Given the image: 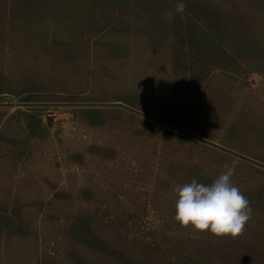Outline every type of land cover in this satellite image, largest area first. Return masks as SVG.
Wrapping results in <instances>:
<instances>
[{"label":"rangeland","instance_id":"1","mask_svg":"<svg viewBox=\"0 0 264 264\" xmlns=\"http://www.w3.org/2000/svg\"><path fill=\"white\" fill-rule=\"evenodd\" d=\"M0 0V264H264V0ZM16 103H44L17 106ZM227 168L236 238L175 221Z\"/></svg>","mask_w":264,"mask_h":264},{"label":"clouds","instance_id":"2","mask_svg":"<svg viewBox=\"0 0 264 264\" xmlns=\"http://www.w3.org/2000/svg\"><path fill=\"white\" fill-rule=\"evenodd\" d=\"M177 13L185 11L182 0L175 5ZM211 184L190 183L177 186L174 219L182 228L191 226L194 232L207 230L216 237L236 238L251 219L250 201L232 183L233 170L227 168Z\"/></svg>","mask_w":264,"mask_h":264},{"label":"water","instance_id":"3","mask_svg":"<svg viewBox=\"0 0 264 264\" xmlns=\"http://www.w3.org/2000/svg\"><path fill=\"white\" fill-rule=\"evenodd\" d=\"M8 104H10V103H0V105H8ZM15 105L33 107V106H42V105H44V103H16ZM65 105L120 107V108H123V109H125L127 111H130L132 113H135V114H137V115H139L141 117H144V118H146L148 120H151V121H154V122H156V123H158L160 125H163V126H165L167 128H170V129H172L174 131H177V132H179L181 134H184V135L189 136V137H191L193 139H196V140H198L200 142H203V143H205L207 145H210V146L215 147L217 149H220V150H222L224 152H227V153H229L231 155H234V156H236V157H238V158H240L242 160H245V161H247V162H249V163H251L253 165H256V166L264 169V163H261V162L255 160V159H252L250 157H247L245 155L237 153V152H235V151H233L231 149H228L226 147L220 146V145H218L216 143H213V142H211L209 140H206V139H204L202 137H199V136H197V135H195L193 133H190V132H188L186 130H183V129L179 128V127L171 125V124H169L167 122H164V121H161L159 119H156V118H154V117H152V116H150V115H148L146 113H143V112H141V111H139L137 109H134V108H132V107L126 105V104L120 103V102H111V103H74V104H65Z\"/></svg>","mask_w":264,"mask_h":264}]
</instances>
